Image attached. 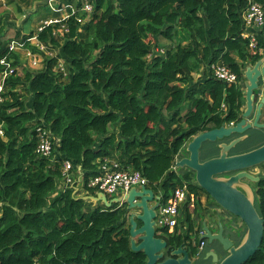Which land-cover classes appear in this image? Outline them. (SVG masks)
Instances as JSON below:
<instances>
[{
  "label": "trees",
  "instance_id": "16d2710c",
  "mask_svg": "<svg viewBox=\"0 0 264 264\" xmlns=\"http://www.w3.org/2000/svg\"><path fill=\"white\" fill-rule=\"evenodd\" d=\"M89 1L93 17L77 13L85 25L70 17L25 38L34 53L31 38L55 54L43 55V69H30L0 27V75L13 69L0 102V264H145V254L131 250L127 207L94 206L75 195L77 182L60 189L64 161L85 172L86 195H96L89 179L117 154L121 170L139 172L169 196L186 185L172 171L184 145L242 119L243 84L217 80L211 67L224 64L244 81L262 56L242 36L243 13L264 0ZM60 59L67 69L56 72ZM40 126L55 143L52 157L37 151ZM188 188L198 199L207 195L197 184ZM256 207L264 217L263 180ZM190 238L175 230L165 258ZM245 264H264V239Z\"/></svg>",
  "mask_w": 264,
  "mask_h": 264
},
{
  "label": "water",
  "instance_id": "95a60500",
  "mask_svg": "<svg viewBox=\"0 0 264 264\" xmlns=\"http://www.w3.org/2000/svg\"><path fill=\"white\" fill-rule=\"evenodd\" d=\"M47 2L48 0H44L43 4H48ZM242 84L245 98L242 119L193 136L180 150H184L186 156L179 158L174 164L178 170H192L197 185L219 207L239 218L246 227L241 243L236 246L224 234L222 220L218 221L217 233L210 229L206 221L202 224L200 240H208L210 245L218 242L228 252L220 260L218 253L209 251L204 261L212 257V264H245L259 251L264 239V217L256 208L255 193L248 183L260 181V177L249 170L264 163V144L245 153L230 154L240 143L264 129V123L261 122L264 115V56L255 64L246 67ZM234 136L239 137L227 141ZM213 148L220 150L219 155L202 161L201 152ZM231 173L234 174L224 176ZM78 191L76 188L75 195ZM80 198L94 206L102 203L108 209L115 204L126 205L128 212L139 209V212H130L128 215L130 243L133 252L142 251L145 254V264H196L198 258L185 248L186 242L172 251L171 257L165 258L168 242L157 236L156 209L160 205V197L155 196L153 189L143 185L141 189L133 187L128 193L112 199H108L104 192ZM154 200L157 203L150 207L149 202Z\"/></svg>",
  "mask_w": 264,
  "mask_h": 264
},
{
  "label": "built area",
  "instance_id": "2783aa9c",
  "mask_svg": "<svg viewBox=\"0 0 264 264\" xmlns=\"http://www.w3.org/2000/svg\"><path fill=\"white\" fill-rule=\"evenodd\" d=\"M69 4L70 3H66V5L64 6L63 20L70 17H76L78 24L84 25L87 20L77 17V13L81 11L86 12L88 15H92V10L94 9L93 3L87 0L86 2H84L81 10L73 8ZM243 20L246 25L260 29V32L263 35V43L260 44L258 39L254 35L249 36V33L243 34V38H247L250 40V47L253 49V51H255V53L257 51H259L260 53H264V4L257 1H252L243 15ZM58 21L62 20L57 19L56 21H54V23H57ZM51 23L46 22V24ZM81 31L82 28L79 30V32ZM59 32H61V30ZM14 45L15 42L12 43L11 47L13 48ZM2 63L4 65H7V68L10 69L9 63H7L5 60H3ZM36 63L37 57H35L33 61L34 65ZM211 70L213 76L217 80L222 81L227 85L238 83L242 84V82H239L237 75L224 64L215 63L212 65ZM11 73H13V69H10V71H5L2 75H0V102L2 101L1 94L5 89V80ZM37 133L38 153L42 154L45 157H52L55 151V143L54 141H52V137H50L48 130L45 127L40 126L37 128ZM0 136H3V131L1 130ZM179 158L180 156L178 155L176 157V160H178ZM119 167L120 166L118 163H102L99 166L98 174L89 179L87 183L88 188L97 192H104L109 197H113L119 193H128L133 187L141 189L142 186L145 185L151 188L147 179L142 177L139 172L124 171ZM74 172L75 171L73 169L72 162L68 160L64 161L62 171L64 182H67L69 184H73L74 182H76L77 180H73ZM79 182H82L85 185L84 179H79ZM158 196L160 197V205L156 209V227L159 234L167 236L168 233L173 234L174 231L179 228L181 216L182 214L186 213L185 208L188 205H191V207H193L192 201L194 200L195 195L194 193L190 192L188 185H185L182 188L171 191L169 196H166L165 193Z\"/></svg>",
  "mask_w": 264,
  "mask_h": 264
},
{
  "label": "rangeland",
  "instance_id": "374dc122",
  "mask_svg": "<svg viewBox=\"0 0 264 264\" xmlns=\"http://www.w3.org/2000/svg\"><path fill=\"white\" fill-rule=\"evenodd\" d=\"M83 1L86 2L87 0H83ZM41 2H42V5H41L40 1H38V0L30 1L29 6H23V8H21V10H22L21 12L17 11V6L15 4L7 6L8 5V3H7L6 5L1 4V6H0V9L2 7V9L0 11H2V12L5 11L3 14L0 15V27L3 28L5 26V30H4L5 36L4 37H6V38H4V42L8 43L10 40H13V42L19 43L20 47H21V48H19V50H21L22 52H25L23 54V59H24V61L28 62V67L32 70L44 68L45 57L43 55H45L46 57H49V55H55V54H51L50 50L47 53L44 50L43 45H42V49H40L39 46L37 45V43L35 42V38H31V40L29 38L31 47H37L40 51V53H34L31 49L25 47L24 42L28 41V39H25V38L30 37L32 31L36 32L38 30V27L46 24V22H49V23L53 22L54 23V21H56L57 19L63 20L64 19V6L66 5V3H70L69 5L72 6L73 8H78L80 0H48V2H47L48 4H43L44 0H42ZM92 11H94V9ZM23 27L25 28V30H28V31L25 32ZM6 28H7V30H6ZM17 33H20V40H17V38H18ZM84 34H85V30H82L81 32H79L78 35H80L82 37ZM160 44L162 46H165L166 44H168V42H166L165 40H161ZM14 50H15V48H14ZM29 53L32 55H36V56H37V54H39L38 56L42 55V57H40V59H42V61H41L42 65L40 63V59L39 60L37 59V63L34 65L33 64V57H30V56L28 57V55H30ZM66 66L67 65H66L65 61L63 59H60L59 64H57L54 67V70L56 72L59 70L63 71L65 69H67ZM202 73H203V70L199 73L194 74L195 81L200 79ZM241 87L243 90L244 89L243 86H241ZM23 93L26 95V98L28 99L29 95L26 93L25 90H23ZM259 132L260 133L255 138H251L248 141L244 142L242 145H239V147L234 149L232 151V153H234V154L245 153V152L253 150V149L261 146L262 144H264V129H261ZM218 154H219V151H217V149L207 150L204 152V159L206 160V159L215 157ZM116 161H118V160H116ZM181 170L182 169H180V170L176 169L175 166L172 168V171L176 172L179 176L183 175V173H181ZM77 172L78 171H75L73 174V177H74L73 180L74 181L77 180ZM81 172L85 173L83 171H81ZM252 172L254 174H257V173L258 174L259 173L264 174V166H257L255 168H253ZM192 175L194 176V174H192ZM192 175H189L190 176L189 180L191 181V179H192L191 184L196 185L195 184V182H196L195 176L193 177ZM185 182H186V185L189 184V182H187V181H185ZM59 183L61 186L60 189H65V185L69 184L67 182H64V180L59 181ZM74 183H73V185H75ZM78 187L81 190L80 194L78 196H86L85 190L83 189L82 182H80L78 184ZM163 193L164 192L162 190H158V191H156V196L162 195ZM201 194L203 195L202 197L206 198V194L203 191H201ZM115 197H118V194H116L113 198H115ZM202 197L199 199L194 198V200L192 201L194 211L196 208H198L197 212L192 213L193 211H192L191 205H188L185 208L186 216L187 217L191 216V219H192V215H195L194 218H196L197 221L199 219L204 220L205 218H208V219H206L207 223L210 226V229L213 232H215V231H217V228H215V226L212 225L213 223L209 220L210 217L208 216V214H212L213 212H210V211L207 212L210 204H212V203L207 202V204H204V202H201L203 199ZM156 203H157V200L149 202V206L152 207ZM115 205H118V204H115ZM99 207H105V206L99 205ZM217 207H218V205H217ZM138 211H139V209H134L131 212H138ZM222 213L224 214V217L227 215L230 216L229 218H227V220H229L231 223L234 221V219L238 220L240 223L242 222L239 218L233 216L229 212H226V213L221 212V214ZM243 224L244 223L242 222L240 229H242L244 227ZM228 227H231V226L229 224H226V228H228ZM241 236L242 235H239V236L233 235V237H235V239L237 240V243L241 242V240H242Z\"/></svg>",
  "mask_w": 264,
  "mask_h": 264
},
{
  "label": "flooded vegetation",
  "instance_id": "af4514ba",
  "mask_svg": "<svg viewBox=\"0 0 264 264\" xmlns=\"http://www.w3.org/2000/svg\"><path fill=\"white\" fill-rule=\"evenodd\" d=\"M262 56H264V55H262ZM258 61V60H257ZM256 61V62H257ZM255 62V63H256ZM262 117H264V115L262 116ZM260 132H258L257 131V133L254 135V136H252L251 138H255L258 134H259ZM237 137H239V136H234L232 139L230 138V139H228L227 141L228 142H230V141H232L233 139H235V138H237ZM251 138H248L246 141H248L249 139H251ZM246 141H244V142H246ZM244 142H242V143H240L239 145H242ZM239 145L236 147V148H238L239 147ZM263 145V144H262ZM261 145V146H262ZM260 147V146H259ZM235 148V149H236ZM234 150V149H233ZM232 150V151H233ZM207 151V150H206ZM219 152H220V150H218ZM204 152L205 151H202L201 152V160L203 161V160H205L204 159ZM230 154H234V153H230ZM219 155V154H218ZM217 155V156H218ZM186 156V153L184 152V150H182L181 151V153H180V158L181 157H185ZM216 157V156H215ZM259 166H264V163H262V164H260ZM257 167V166H256ZM255 168V167H254ZM252 169L253 168H251L250 170H249V172H251V173H253L252 172ZM181 173H183V175H180L181 177H183L184 179H185V181H187V182H189V183H192L191 181H192V179H191V181L189 180V175H192V174H194V176H195V173L192 171V170H189V169H187V168H185V169H182L181 170ZM232 174H234V173H231V174H227V175H224V176H230V175H232ZM254 174V173H253ZM255 176H258V177H260V181H264V174H262V173H257V174H254ZM193 176V175H192ZM193 176V177H194ZM195 180H196V177H195ZM260 181L259 182H257V183H252V182H248L249 183V185L252 187V189L254 190V193H255V200H257L258 199V190H259V183H260ZM186 183V182H185ZM194 184V183H193ZM195 184H197V182H195ZM243 190H245V189H243ZM194 195H195V198H198L197 196H196V194L194 193ZM201 197H202V195H201ZM203 199H202V201L201 202H204V204H207V202H210V203H212V204H210V206H209V208H208V210H207V212L208 211H210V212H213L212 214H208V216L210 217V221L213 223L212 225H214L215 226V228H217V231H215L214 233H217L218 232V230H219V226H218V221L219 220H222V222H223V224H224V234L226 235V236H228L230 239H231V241L232 242H234V244L236 245V246H238L240 243H237V240L235 239V237H233V235L234 236H239V235H242L241 236V239L244 237V235H245V233H246V227H245V225L243 224V228L242 229H240V226H241V223L238 221V220H236V219H234V223L232 222H230L229 220H227V218H229L230 216L229 215H227V216H225L224 217V214L222 213L221 214V212L220 211H222L223 209L222 208H220L219 206L217 207V205H216V203L213 201V199L212 198H210L208 195H206V198H204V197H202ZM201 205V204H200ZM257 208V207H256ZM197 210H198V208H196L195 209V211H194V207H192V213H195V212H197ZM223 211H225V210H223ZM227 211H225V213H226ZM195 217V215H192V225H193V230H191V232H189V230H188V228H189V225L187 224V220H182L181 222H180V225H179V233L178 234H182L184 237H189V236H191V238L189 239V240H186V241H184L183 239H182V243L180 244V245H178V246H175V247H173V249H172V251H174L175 249H177V248H179V247H181L182 246V244L183 243H185L186 242V246H185V248L191 253V254H193V252H194V250L195 249H198V255H194L196 258H198V259H196V263L198 262V261H202V264H212V257L211 258H209L208 259V261H204L205 260V256L207 255V253L209 252V251H211V250H214L216 253H218V255H219V258H220V260H222L224 257H226L227 255H228V252L227 251H225L224 250V248H223V246L222 245H220V243H218V242H214L213 244H209V242H208V240H205V241H201L200 240V237H201V235H202V224L206 221L207 222V220L206 219H208V218H205L204 220H198L197 221V219L196 218H194ZM183 223L185 224V231L184 232H182L183 231ZM226 224H229L231 227H228V228H226ZM233 224V225H232ZM201 231V232H200ZM169 238V237H168ZM240 239V240H241ZM164 240H166L167 242H168V247H167V249L168 248H171V245H170V240H167V238L166 237H164ZM199 242H200V244H199ZM202 243H203V246H202ZM166 250V249H165ZM172 251H171V254H172ZM165 253H166V251H165ZM202 255V256H201ZM172 255H170V257H171ZM194 256L193 255H191V258L193 259V260H195L194 259ZM165 257H166V254H165Z\"/></svg>",
  "mask_w": 264,
  "mask_h": 264
},
{
  "label": "crops",
  "instance_id": "0c3cea01",
  "mask_svg": "<svg viewBox=\"0 0 264 264\" xmlns=\"http://www.w3.org/2000/svg\"><path fill=\"white\" fill-rule=\"evenodd\" d=\"M30 1H34V0H6V1H1L0 0V6H1V4H7L8 3V5L7 6H9V5H12V4H15L16 6L17 5H20V7L21 8H23V6H29V3H30ZM38 1H42V0H38ZM41 5H42V3H41ZM1 9H2V7H1ZM0 9V10H1ZM5 11H0V15L1 14H3ZM244 13H245V11H244ZM244 13H243V15H244ZM44 21V20H43ZM43 28V25L42 26H40V27H38V31L40 30V29H42ZM23 29L25 30V28L23 27ZM248 29V31L250 32L249 33V36H252V35H254L257 39H258V41H259V43L260 44H262L263 43V35H262V33L260 32V29H258V28H252V27H250V28H247ZM6 30H7V28H6ZM26 32V31H25ZM17 40H20V38L19 39H17ZM12 43H13V41H11ZM35 42L37 43V45L39 46V48L40 49H42V43H39L37 40H35ZM12 43H10V46L12 45ZM14 48H15V51H21V50H19V48H21L20 47V44L19 43H16L15 42V45H14ZM44 50L48 53V51H49V49H47V48H45L44 47ZM22 52V51H21ZM23 54L25 53V52H22ZM30 54V53H29ZM39 54H37V56L36 55H32V54H30V55H28V57L30 56V57H33V61H34V58H35V56L37 57V59L39 60L40 59V57H42L41 55L40 56H38ZM261 55H264V53H261ZM21 56V55H20ZM42 59H40V63H41V65H42ZM38 70V69H37ZM2 75V74H1ZM261 122H263L264 123V117H262V121ZM117 160V154H115V155H113V157H111V158H109L108 159V161H110V162H117L116 161ZM77 171L79 172H77V181L79 182V179H81V178H83V173L81 172V170H79V169H77ZM83 184V183H82ZM83 186H84V184H83ZM85 194H86V192H85ZM101 205V204H100ZM220 212H225V211H220ZM184 219L186 220L187 219V217L186 216H184ZM185 224L183 223V231L182 232H184L185 231ZM188 230H189V228H188Z\"/></svg>",
  "mask_w": 264,
  "mask_h": 264
},
{
  "label": "clouds",
  "instance_id": "9594fccd",
  "mask_svg": "<svg viewBox=\"0 0 264 264\" xmlns=\"http://www.w3.org/2000/svg\"><path fill=\"white\" fill-rule=\"evenodd\" d=\"M93 12H94V11H93ZM92 17H93V15H89L88 19H91ZM86 22H87V21H86ZM85 24H86V23H85ZM85 24H84V25H85ZM81 26H82V25H81ZM81 28H82V30L84 29L83 27H81ZM39 31H40V30H39ZM78 32H79V31H78ZM260 54H261V53H260ZM243 82H244V81H243ZM180 153H181V152H179V154H178L179 156H180ZM178 155H177V156H178ZM177 156H176V157H177ZM175 161H176V158H175ZM173 167H174V166H173ZM119 168H120V167H119ZM79 170H81V168H79ZM124 171H131V172H134V171H132V170H124ZM78 173H79V172H78ZM62 179H63V178H62ZM82 179H83V178H82ZM76 182H77V186H76V187L78 188V190H79L78 193L80 194V191H81V190H80L79 187H78V184H79L80 182H78V181H76ZM74 184H75V183H74ZM83 184H84V183H83ZM72 185H73V184H72ZM73 186H75V185H73ZM84 186H85V185H84ZM84 186H83V188H84ZM82 190H83V189H82ZM96 192H97V191H96ZM78 193H77L76 195H78ZM97 193H98V192H97ZM124 194H125V193H124ZM122 195H123L122 193H119V194H118V197H120V196H122ZM106 196H107V195H106ZM107 197H108V199H112L114 196H113V197H109V196H107ZM98 204L103 205L102 203H98ZM113 206H114V205H113ZM118 206H120V205H118ZM124 206H126V205H124ZM121 207H122V206H121ZM126 207H127V206H126ZM103 208H106V207H103ZM106 209H108V208H106ZM130 212H131V211H130ZM130 212H128V214H129ZM138 212H139V211H138ZM185 214H186V213L182 214V216H181V221L184 220V216H185ZM156 230H157V227H156ZM176 230H177L178 233H179V228L176 229ZM174 232H175V231H174ZM173 234H174V233H173ZM171 235H172V234H169V233H168L167 236H164V235L159 234L158 231H157V236L160 237V238H163V239H164V237L168 238V237H170ZM197 255H198V254H197ZM196 264H197V263H196Z\"/></svg>",
  "mask_w": 264,
  "mask_h": 264
},
{
  "label": "bare ground",
  "instance_id": "6f19581e",
  "mask_svg": "<svg viewBox=\"0 0 264 264\" xmlns=\"http://www.w3.org/2000/svg\"><path fill=\"white\" fill-rule=\"evenodd\" d=\"M245 25H246V24H245ZM64 27H65V26H64ZM246 27H247V28H250V27H252V26H248V25H246ZM252 28H255V27H252ZM66 31H67V30H66ZM247 33H250V32L248 31ZM11 49L14 50V48H12V47H11ZM6 79H7V78H6ZM37 135H38V133H37ZM37 137H38V136H37ZM48 158H49V157H48ZM105 163H108V164H111V163H112V164H117L118 162H110V161L107 160V161H105Z\"/></svg>",
  "mask_w": 264,
  "mask_h": 264
}]
</instances>
